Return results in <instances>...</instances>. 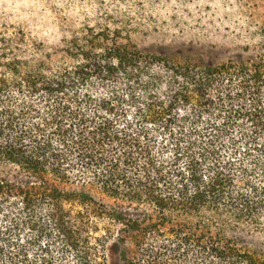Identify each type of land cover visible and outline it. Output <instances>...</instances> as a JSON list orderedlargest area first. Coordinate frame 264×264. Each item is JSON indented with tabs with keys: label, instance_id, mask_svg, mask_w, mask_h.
Returning <instances> with one entry per match:
<instances>
[{
	"label": "trees",
	"instance_id": "16d2710c",
	"mask_svg": "<svg viewBox=\"0 0 264 264\" xmlns=\"http://www.w3.org/2000/svg\"><path fill=\"white\" fill-rule=\"evenodd\" d=\"M112 20L0 39V264H264V46L160 56Z\"/></svg>",
	"mask_w": 264,
	"mask_h": 264
},
{
	"label": "rangeland",
	"instance_id": "374dc122",
	"mask_svg": "<svg viewBox=\"0 0 264 264\" xmlns=\"http://www.w3.org/2000/svg\"><path fill=\"white\" fill-rule=\"evenodd\" d=\"M107 17L143 52L160 56L194 41L208 62L220 64L240 47L264 46V0H0V39L23 33L55 42L70 31L102 28ZM191 52L200 55L197 47ZM118 257L112 248L109 264Z\"/></svg>",
	"mask_w": 264,
	"mask_h": 264
}]
</instances>
